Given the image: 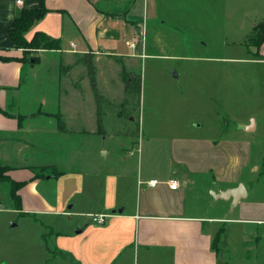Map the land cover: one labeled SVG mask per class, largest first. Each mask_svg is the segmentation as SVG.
<instances>
[{"label":"crops","instance_id":"crops-1","mask_svg":"<svg viewBox=\"0 0 264 264\" xmlns=\"http://www.w3.org/2000/svg\"><path fill=\"white\" fill-rule=\"evenodd\" d=\"M167 2L23 0L16 5L0 0V56L16 59L0 63V167L10 169L5 176L11 184L28 180L38 189L52 180L60 184V202L45 190L36 191L35 200L19 210L68 217L64 232L52 231L51 236L53 251L69 264H256L258 254L264 261V138L258 137L252 116L235 129L219 121L160 125L161 133L139 142L134 164L132 152L126 162L102 144L99 152L115 159L107 170L60 172L45 156L50 136L70 133L53 120L63 117L65 98L83 103L81 81L94 91L97 118L105 99L95 89L97 75L114 63L130 71L127 62L147 56V42L160 44ZM39 8L46 13L24 37L29 42L35 33H44L59 41L60 50H29L21 60L23 51L12 47L8 29L21 10ZM49 54L59 55L57 66L47 63ZM259 55L242 60L264 65V43ZM70 77L74 90L58 95L57 84ZM222 78L227 82L226 75ZM112 79L123 97L121 70ZM97 120L91 134H98ZM42 168L51 173L42 175ZM172 179L179 183L174 191L167 184ZM149 180L159 184L150 188L145 184ZM239 186L245 193L238 202L218 198ZM89 215L107 218L96 225Z\"/></svg>","mask_w":264,"mask_h":264},{"label":"rangeland","instance_id":"rangeland-1","mask_svg":"<svg viewBox=\"0 0 264 264\" xmlns=\"http://www.w3.org/2000/svg\"><path fill=\"white\" fill-rule=\"evenodd\" d=\"M168 1L164 9L167 24L157 35L160 44L147 42L143 51L147 56L127 62L126 67L131 70L125 71L132 78L139 77L138 94L131 91L121 96L118 83L112 78L124 69L122 65L114 63L109 71L96 77L95 89L105 96L98 107L102 136L91 134L97 118L94 91L90 86L80 82L83 103L74 97L64 99L60 119L70 133L50 136L51 149L45 155L56 164L58 171L112 168L115 159L112 155L105 158L99 152L102 144L106 150L114 148L126 162L132 152L134 164L139 142L149 134L161 133L160 125L219 121L235 129L239 121L252 116L258 122V137L264 138V65L242 60L251 59L245 44L254 25L264 21V0ZM178 6L176 11L171 9ZM212 58L226 60L212 62ZM45 59L58 65L59 55L49 54ZM225 75L227 82L222 78ZM71 78L57 84L58 95L74 90ZM118 143L123 147L118 148ZM42 171L51 173L44 168ZM43 190L54 201L60 202L64 196L55 180L44 189L36 188V184L27 180L17 190L20 195L17 204L11 196V182H0V264H69L65 257L53 251L54 237L51 236L52 231L64 232L68 217L19 210L22 203L35 200L36 191L43 193ZM255 260L256 264H264L259 254Z\"/></svg>","mask_w":264,"mask_h":264},{"label":"trees","instance_id":"trees-1","mask_svg":"<svg viewBox=\"0 0 264 264\" xmlns=\"http://www.w3.org/2000/svg\"><path fill=\"white\" fill-rule=\"evenodd\" d=\"M46 10L43 8L39 9H23L21 10L18 17H16L11 23L8 29V37L12 44V47L16 50L21 49L23 51V58L21 60L27 59V54L29 50L42 49V50H60V45L58 40L51 39L44 33H35L32 39L28 42L25 39L26 32L33 26V24L39 21ZM264 43V21L258 22L254 25L253 31L246 40L245 46L247 47L248 53L255 58H260L259 49ZM250 49H255L253 52ZM16 60L12 57H2L0 56V63L9 62ZM121 79L124 85V93H131L135 91L137 94L139 92V77L132 78L125 69L121 70ZM98 134H103L100 122V113L98 112ZM58 128L63 130V123L61 122L60 116L58 115ZM10 169L6 167H0V181L8 180L5 173ZM42 174V170L39 171ZM43 175V174H42ZM58 176V173L54 175ZM36 177V175H35ZM20 184H11V196L18 202L17 190ZM219 242V234L214 239V244Z\"/></svg>","mask_w":264,"mask_h":264},{"label":"built area","instance_id":"built-area-1","mask_svg":"<svg viewBox=\"0 0 264 264\" xmlns=\"http://www.w3.org/2000/svg\"><path fill=\"white\" fill-rule=\"evenodd\" d=\"M12 1H14L16 5H21L23 2V0H12ZM145 184L150 188H154L159 184V182L157 180H149L145 182ZM167 184L169 186V189L173 191L176 190L179 186L178 181L174 179L168 181ZM106 218L107 215H89V219L91 220V222L96 225H103L105 223Z\"/></svg>","mask_w":264,"mask_h":264},{"label":"water","instance_id":"water-1","mask_svg":"<svg viewBox=\"0 0 264 264\" xmlns=\"http://www.w3.org/2000/svg\"><path fill=\"white\" fill-rule=\"evenodd\" d=\"M245 193V189L243 186H239L238 188L236 189H233V190H228V191H225L221 194L218 195V198L220 199H228V198H232L233 199V202L236 203L238 202L241 197H243Z\"/></svg>","mask_w":264,"mask_h":264}]
</instances>
